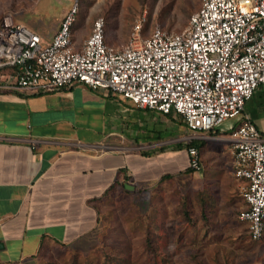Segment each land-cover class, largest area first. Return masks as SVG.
<instances>
[{
  "label": "crops",
  "instance_id": "crops-1",
  "mask_svg": "<svg viewBox=\"0 0 264 264\" xmlns=\"http://www.w3.org/2000/svg\"><path fill=\"white\" fill-rule=\"evenodd\" d=\"M69 3L56 11L48 3L44 10L54 25L48 34L36 31L42 41L50 40ZM6 19L15 21L12 14ZM71 26L72 45L78 48L83 36L74 35ZM10 72L11 67H1V79ZM242 110L264 136V82ZM175 116L133 106L107 88L81 82L45 91L0 87V136L11 137L0 138V264L33 259L45 244L85 242L96 231L98 204L109 191L137 193L153 187L163 173L217 166L222 179L231 176L238 190L228 131L216 126L198 131L192 139L200 169L187 172L190 140L184 136L191 131ZM179 146L183 167L174 170Z\"/></svg>",
  "mask_w": 264,
  "mask_h": 264
},
{
  "label": "built area",
  "instance_id": "built-area-1",
  "mask_svg": "<svg viewBox=\"0 0 264 264\" xmlns=\"http://www.w3.org/2000/svg\"><path fill=\"white\" fill-rule=\"evenodd\" d=\"M79 0H70L50 40L22 22H0V68H12L0 87L51 90L74 82L107 88L139 108L178 115L197 132L227 122L233 175L244 206L237 218L248 237L264 230V136L244 101L264 82V0H200L178 31L153 25L142 35L144 12L131 25L126 41H105L96 16L81 45H72L70 25ZM10 139V136H0ZM183 139V136H181ZM31 141H37L32 139ZM188 166L200 169L195 145L186 147Z\"/></svg>",
  "mask_w": 264,
  "mask_h": 264
},
{
  "label": "rangeland",
  "instance_id": "rangeland-1",
  "mask_svg": "<svg viewBox=\"0 0 264 264\" xmlns=\"http://www.w3.org/2000/svg\"><path fill=\"white\" fill-rule=\"evenodd\" d=\"M69 1L0 0V21L12 14L15 21L48 34L54 20L44 9L50 3L56 11ZM199 3L79 0L71 32L75 29L74 35L84 38L92 20L101 16L105 40L120 46L142 12V33L155 24L178 31ZM174 119L183 124L178 115ZM179 149L174 170L183 167V149ZM220 171L209 165L202 172L170 173L137 193L113 189L98 204L99 224L85 242L74 247L45 244L36 257L19 264H264V235L258 240L248 237L245 223L237 218L244 203L231 176L222 179ZM183 205L188 219L181 215Z\"/></svg>",
  "mask_w": 264,
  "mask_h": 264
},
{
  "label": "trees",
  "instance_id": "trees-1",
  "mask_svg": "<svg viewBox=\"0 0 264 264\" xmlns=\"http://www.w3.org/2000/svg\"><path fill=\"white\" fill-rule=\"evenodd\" d=\"M209 130H211V129H209ZM177 145H179V143ZM188 145H195V146H197V143H196V141L194 139H191L189 142L186 143V147ZM185 170L188 172V171H191V168L189 166H187L185 168ZM170 175H171L170 173H163L157 180L160 181V179H163L165 177H169ZM198 193H201V190H199V191L196 192V194H198ZM181 202L185 205V201L183 199H181ZM184 205L182 207L183 210L181 211V215L183 216L184 219H188V215L186 214V210H185L186 208H185ZM87 258L88 257H86V259ZM104 260L106 261V258ZM92 264H98V261L93 262Z\"/></svg>",
  "mask_w": 264,
  "mask_h": 264
}]
</instances>
